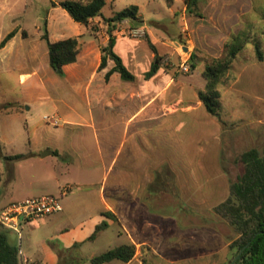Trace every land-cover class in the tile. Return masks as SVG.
<instances>
[{
    "label": "crops",
    "instance_id": "1",
    "mask_svg": "<svg viewBox=\"0 0 264 264\" xmlns=\"http://www.w3.org/2000/svg\"><path fill=\"white\" fill-rule=\"evenodd\" d=\"M54 11L61 12L60 7ZM72 20L48 22L47 30L52 42L78 38L77 61L66 65L60 76L50 65L48 48L42 55H33L37 67L20 78L22 105H28L25 111L30 114L26 123L30 146L43 151L40 155L32 152V164L44 167L43 195L61 196L64 207L58 214L28 222H43L51 232L38 249L28 245L23 252L20 246L23 264L24 260L26 264H89L93 257L122 245H134L135 257L106 264H143L144 260L148 264H227L229 246L238 235L226 219L218 215L221 230H211L207 224L194 227L186 218L193 215V209L155 206L162 196L176 199L178 180L183 183L177 176L178 164L184 168L193 165L185 148L178 160V109L172 110L176 99L167 95L180 81L164 68L146 79L156 60L154 52H147L141 41L119 29L115 51L136 80L125 81L117 72L106 80L114 62L103 70L100 65L102 47L109 44L110 34L103 29L94 33L91 25ZM92 23L104 27L99 18ZM20 37L26 40L21 30L0 50L7 53ZM8 61L9 57L2 56L0 66L9 67ZM45 108L56 119L53 133L39 132L37 115L32 114ZM106 212L113 213L116 220L107 218ZM104 221L108 228L89 240ZM104 239L112 244L95 254L94 244ZM76 243L81 245L73 249ZM63 249L73 250L66 254Z\"/></svg>",
    "mask_w": 264,
    "mask_h": 264
},
{
    "label": "rangeland",
    "instance_id": "2",
    "mask_svg": "<svg viewBox=\"0 0 264 264\" xmlns=\"http://www.w3.org/2000/svg\"><path fill=\"white\" fill-rule=\"evenodd\" d=\"M62 1L0 0V43L15 24L26 39L18 38L7 53L0 50V58L9 57V67L0 66V208L46 194L42 184L44 167L32 164V152L40 155L43 151L30 146L26 125L30 114L25 111L28 105H22L20 78L37 67L33 55H42L48 49L43 39L48 22L64 23L66 17L72 20L65 9L54 11L52 3ZM188 1L173 0L169 4L167 0H107L103 15L110 18L131 5L139 6L142 22L137 23L138 28L121 23L119 31L141 41L146 51L153 53L149 39L156 48L155 59L161 58V68L180 81L167 95L176 99L172 110L178 109V160L185 148L193 165L184 168L178 164L177 176L183 183L178 180L176 199L162 196L155 206L193 209V215L186 218L194 227L207 224L211 230H221L215 207L229 197L232 183L244 173L241 154L251 148H264V0H200L193 13L188 10ZM99 19L104 27L92 23V32L103 29L108 34L106 22ZM134 29L142 30V37H133ZM52 34L55 36L53 29ZM236 37H243L246 42L218 85V119L207 112L199 98V92L207 90L203 73L208 65L227 56L228 45ZM257 44L263 60L258 59ZM14 107L17 111L10 109ZM185 107L187 110H183ZM46 108L32 114L37 115L39 132L44 129L53 133L56 119ZM16 155L24 157L7 158ZM23 226L22 239L8 231L10 242L22 245L23 252L28 245L38 249L51 232L43 222H27ZM111 242L99 240L92 250L100 254Z\"/></svg>",
    "mask_w": 264,
    "mask_h": 264
},
{
    "label": "trees",
    "instance_id": "3",
    "mask_svg": "<svg viewBox=\"0 0 264 264\" xmlns=\"http://www.w3.org/2000/svg\"><path fill=\"white\" fill-rule=\"evenodd\" d=\"M200 0H189L188 10L190 13L195 12ZM170 4L173 0H167ZM106 0H64L60 3L53 2L54 8L61 7L65 9L71 18L78 23L90 26L92 21L97 18H103L108 26L110 34V43L102 47V61L100 70L105 69L110 61L114 62V67L106 74V80H109L112 74L119 73L125 81H134L136 76L124 64L122 57L115 51L114 32L124 21H129L137 27V23L142 20L139 17L140 8L137 5H131L112 17L106 18L103 15V9L107 6ZM17 29L10 32L1 42L0 47L5 45L16 36ZM43 39L47 41L49 48L50 65L54 71L64 75V67L68 64L75 63L80 53L81 44L77 37H71L65 40L52 42L46 29ZM150 48L156 52V48L148 39ZM246 39L236 37L228 45L227 56L218 59L208 65L203 73L207 80V90L199 92V98L204 104L207 112L221 119V102L218 85L223 76L230 70L231 63L237 54L244 47ZM257 56L263 60V53L260 46L256 45ZM194 57H192V60ZM161 68V58H156L151 69L145 74L146 79L153 78ZM24 155L7 157L8 159L23 158ZM239 161L244 166V173L238 180L232 183L229 197L215 207V212L226 219L235 229L237 238L231 242L229 264L239 252L247 246L236 264H264V148H251L243 152ZM109 219L116 220V216L111 212L104 213ZM107 221L97 225L96 230L90 236L89 240H94L97 235L108 228ZM9 229L0 225V264H23L20 247L10 242L8 236ZM76 243L73 249L80 246ZM73 249H63L64 253H69ZM136 255L134 245H122L114 249L103 252L93 257L89 264H106L113 260L124 262L131 261ZM82 262L71 261L66 264H83ZM143 264H148L144 260Z\"/></svg>",
    "mask_w": 264,
    "mask_h": 264
},
{
    "label": "built area",
    "instance_id": "4",
    "mask_svg": "<svg viewBox=\"0 0 264 264\" xmlns=\"http://www.w3.org/2000/svg\"><path fill=\"white\" fill-rule=\"evenodd\" d=\"M142 34L143 31L139 29H134L131 32L133 37H142ZM46 119L49 118L46 117ZM66 191H68V188ZM63 209L62 197L56 195H43L12 202L0 208V225L14 231L21 238L23 223L46 219L51 215L62 212ZM27 262V260H24L25 264Z\"/></svg>",
    "mask_w": 264,
    "mask_h": 264
},
{
    "label": "water",
    "instance_id": "5",
    "mask_svg": "<svg viewBox=\"0 0 264 264\" xmlns=\"http://www.w3.org/2000/svg\"><path fill=\"white\" fill-rule=\"evenodd\" d=\"M185 51H188V48L185 47ZM248 246V245H247ZM247 246H245L240 252L239 254L229 263V264H236V262L240 259L242 253L244 252V250L247 248Z\"/></svg>",
    "mask_w": 264,
    "mask_h": 264
}]
</instances>
